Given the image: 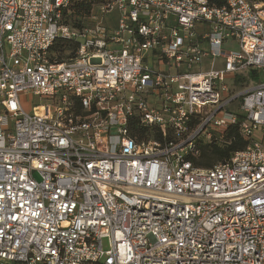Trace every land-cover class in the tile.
I'll list each match as a JSON object with an SVG mask.
<instances>
[{"label": "built area", "instance_id": "obj_1", "mask_svg": "<svg viewBox=\"0 0 264 264\" xmlns=\"http://www.w3.org/2000/svg\"><path fill=\"white\" fill-rule=\"evenodd\" d=\"M74 1L0 0V264H264V0Z\"/></svg>", "mask_w": 264, "mask_h": 264}, {"label": "trees", "instance_id": "obj_2", "mask_svg": "<svg viewBox=\"0 0 264 264\" xmlns=\"http://www.w3.org/2000/svg\"><path fill=\"white\" fill-rule=\"evenodd\" d=\"M104 0H76L70 7L69 12H65L66 20L72 21L76 25H81L83 20L91 15L92 9ZM210 4L215 6H223L227 0H209ZM77 43L59 40L52 48V56H57L59 60L75 55L77 51ZM257 78V74H253ZM250 139L245 137L238 125H232L221 137L212 142L202 144L199 148L198 155L194 158L196 166L213 167L216 163L230 160L237 151L244 150Z\"/></svg>", "mask_w": 264, "mask_h": 264}, {"label": "rangeland", "instance_id": "obj_3", "mask_svg": "<svg viewBox=\"0 0 264 264\" xmlns=\"http://www.w3.org/2000/svg\"><path fill=\"white\" fill-rule=\"evenodd\" d=\"M93 12H94L95 14L98 12V7H97V6H95L94 9H92L91 14H92ZM113 13H115V12H113ZM108 15H109V14H108ZM209 66H210V62L208 61V62H206V67H209ZM261 78L264 79V71H261ZM258 80H259V78H257V79H252V81L248 82V84L253 85V84H255ZM29 101L33 102V104H40V103H44V102H45V100H44L43 98H41L40 96H34V97H32L31 100H29ZM23 105H24V107H25L26 110H29V109H30L29 102H28V103L24 102ZM36 177L39 178V176H38L37 174H36ZM103 243H104V247L107 248V247H108L107 240H104Z\"/></svg>", "mask_w": 264, "mask_h": 264}, {"label": "crops", "instance_id": "obj_4", "mask_svg": "<svg viewBox=\"0 0 264 264\" xmlns=\"http://www.w3.org/2000/svg\"><path fill=\"white\" fill-rule=\"evenodd\" d=\"M203 29H204L203 26H200V25L198 26V30H199V31H201V30H203Z\"/></svg>", "mask_w": 264, "mask_h": 264}]
</instances>
